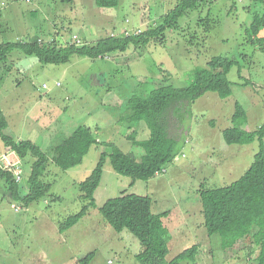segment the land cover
Returning a JSON list of instances; mask_svg holds the SVG:
<instances>
[{
    "label": "rangeland",
    "instance_id": "obj_1",
    "mask_svg": "<svg viewBox=\"0 0 264 264\" xmlns=\"http://www.w3.org/2000/svg\"><path fill=\"white\" fill-rule=\"evenodd\" d=\"M177 2L120 0L118 7L104 9L96 0H0V43L56 39L61 44L95 45L112 34L127 35L126 28L128 34L139 28L145 32ZM263 13L258 1L217 0L181 18V29L168 30L162 42L154 40L144 49L131 47L103 59L74 56L67 64H41L36 57L13 52L10 59L15 67L0 79L6 135L18 142L32 141L47 152L53 143L84 126L93 130L98 143L75 168L63 170L49 163L42 181L51 186L50 192L29 207L14 200L0 179V264H82L89 257L87 264H140L139 241L128 231L116 232L99 211L123 193L151 198L155 214L169 212L164 222L170 234L166 261L196 245V261L181 264H253L258 246H250V261L244 245L232 247L226 236L208 235L198 189L231 185L259 151V141L228 145L222 132L234 126L236 103L248 114L243 129L254 131L264 124V28L255 41L249 37L255 17ZM217 56L235 62L228 75L232 96L221 99L208 92L176 109L170 133L178 155L166 172L133 183L107 160L94 194L97 208L60 232L66 219L87 204L82 196L94 183L105 144L113 143L139 160L145 155L127 138L134 130L136 140L150 136L145 123L131 127L127 122L131 98L149 93L163 76L168 77V85L187 87L194 71ZM9 153L0 138V166L9 163L2 158L16 164L23 173L20 187L25 194L31 164Z\"/></svg>",
    "mask_w": 264,
    "mask_h": 264
},
{
    "label": "trees",
    "instance_id": "obj_2",
    "mask_svg": "<svg viewBox=\"0 0 264 264\" xmlns=\"http://www.w3.org/2000/svg\"><path fill=\"white\" fill-rule=\"evenodd\" d=\"M217 0H178L170 11L161 17L160 23L149 26L140 35L129 34L109 36L99 39L95 45L80 43L61 44L56 39L52 41L4 42L0 43V79H4L15 67L10 59L15 51H20L27 57H36L41 64H67L74 56L89 59H103L113 53H125L131 47L144 49L152 41L162 42L168 30H179V21L191 11H197L201 6L215 3ZM261 2L264 8V0ZM100 8H116L120 0H96ZM234 8V7H232ZM2 16L0 14V26ZM264 28V13L257 15L251 26V40L258 38ZM127 32V28L125 30ZM130 32V31H128ZM196 40V38H193ZM264 42V38H262ZM235 62L224 57H213L203 68L193 73V81L187 87L176 88L168 85L167 76L156 82L149 93L134 96L128 102L130 113L127 122L131 127L145 123L150 131L147 140H136V130L128 136L133 145L141 147L145 155L139 160L133 153H125L113 143L104 145L93 185L82 196L87 201L82 210L66 219L60 232H65L77 225L90 209L97 208L94 194L101 183L103 167L107 160L113 170L121 176L130 177L136 181H150L166 172V167L174 162L178 153L175 150V140L171 136V119L176 109L186 103H194L206 93H216L221 99L232 96V82L228 75ZM148 93V94H147ZM147 94V95H146ZM145 95V96H144ZM248 114L245 108L236 103L232 117L233 127L225 129L223 139L228 145H249L259 141V151L250 168L240 179L231 185L219 188H206L202 185L198 195L202 204L204 225L209 236L222 234L226 236L230 246L244 245L260 248L253 264H264V124L258 130L248 131L242 127L247 123ZM7 117L0 104V138L5 147L16 153L21 161L31 164L32 171L28 181V190L24 194L20 187L23 178L17 180L13 170L0 166V179L4 180L7 193L29 207L45 197L51 189L42 181L49 163H54L63 170L75 168L84 162L90 149L98 143L94 132L89 127H78L69 137L53 143L45 152L32 141H16L6 135ZM131 129V128H130ZM133 136V138L131 137ZM102 218L116 231H128L141 244L142 251L136 255L140 264H181L195 262L198 246H193L180 253L171 261H166L169 253V231L164 219L169 212L155 214L152 212V199L136 194H121L108 200L100 209ZM86 258L81 263L89 262Z\"/></svg>",
    "mask_w": 264,
    "mask_h": 264
},
{
    "label": "built area",
    "instance_id": "obj_3",
    "mask_svg": "<svg viewBox=\"0 0 264 264\" xmlns=\"http://www.w3.org/2000/svg\"><path fill=\"white\" fill-rule=\"evenodd\" d=\"M240 1H243V2H244V0H240ZM124 33L127 34V35H129L127 32H124ZM142 33H143V29H142V28H139V29H137L136 33H134V34L140 35V34H142ZM111 36H112V37H115L116 35H115V34H112ZM57 86H59V84H57ZM43 89H44V90H48V89H49V86H48L47 84H44V85H43ZM3 159L9 162V163L6 165V169L13 170L14 175H15V178H16L17 180H20V179L22 178V176H23V173H21L17 168L15 169V167H17L16 164L12 165V164L10 163L9 159H6V158H3ZM19 162H20V161H19ZM18 164H19V163H18Z\"/></svg>",
    "mask_w": 264,
    "mask_h": 264
},
{
    "label": "crops",
    "instance_id": "obj_4",
    "mask_svg": "<svg viewBox=\"0 0 264 264\" xmlns=\"http://www.w3.org/2000/svg\"><path fill=\"white\" fill-rule=\"evenodd\" d=\"M38 60V59H37ZM7 148V147H6ZM9 151H10V153H9V155H11V154H13V155H16V153L14 152V151H12L11 149H9V148H7ZM3 155H6V154H3ZM2 155V156H3ZM17 156V155H16ZM2 160H3V158H2ZM4 161V160H3ZM164 222H165V219H164Z\"/></svg>",
    "mask_w": 264,
    "mask_h": 264
}]
</instances>
